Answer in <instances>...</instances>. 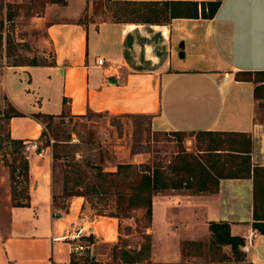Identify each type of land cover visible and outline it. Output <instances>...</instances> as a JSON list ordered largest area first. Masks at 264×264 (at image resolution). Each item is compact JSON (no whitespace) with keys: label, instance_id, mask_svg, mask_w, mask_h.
I'll return each mask as SVG.
<instances>
[{"label":"crops","instance_id":"1","mask_svg":"<svg viewBox=\"0 0 264 264\" xmlns=\"http://www.w3.org/2000/svg\"><path fill=\"white\" fill-rule=\"evenodd\" d=\"M121 1L138 16L82 19L94 0L46 4L38 18L44 20L51 62L9 65L0 73V90L22 113L9 118L10 136L36 145L43 125L31 113L65 111L147 117L154 135L178 131L227 138L212 145L215 150H207L210 145L194 152L197 163L201 160L218 177L217 189L154 193L147 229L150 259L158 264H264V232L257 225L264 223V0H221L213 16L203 13L210 0ZM239 71H252L253 79H237ZM118 147L110 169L118 162L153 160L150 150L135 148L129 139ZM34 152L28 154L29 205H9L7 230L0 229V264H77L65 237L79 227L94 235L88 248L97 241L116 243L119 217L89 218L81 211L82 195L56 216L50 147ZM233 171L238 176H230ZM41 182L48 191L44 186L39 193ZM213 221L228 222L231 234L245 239L240 252L213 240ZM90 259L104 264L110 252L96 250Z\"/></svg>","mask_w":264,"mask_h":264},{"label":"rangeland","instance_id":"2","mask_svg":"<svg viewBox=\"0 0 264 264\" xmlns=\"http://www.w3.org/2000/svg\"><path fill=\"white\" fill-rule=\"evenodd\" d=\"M52 0H20L18 2H10L4 0V8L0 12V73L2 70L14 61L30 62L36 60L39 64L51 62L52 49L51 45L45 39L44 20L38 18L44 12V7ZM92 8L88 9L82 16V19H96L103 18H131L137 17L138 14L129 12L126 3L121 0H94ZM50 15L51 17H56ZM56 14H58L56 12ZM17 78L18 76L15 75ZM2 79V77H1ZM4 80V78H3ZM9 78L7 79L8 85ZM8 100L0 90V109L4 112H12L8 106ZM47 122V121H46ZM149 119L147 117H127L123 115L111 114L108 112H87L84 115H70L66 113L62 117H55L51 123L45 127L47 137H53L54 133L58 134L60 138L68 139L69 143L63 148L61 157L50 160L48 171L52 183L53 195V212L61 215L69 210L71 199L75 195L68 194L64 190L65 174L71 176L68 181L69 188L75 190H83L86 196H83L84 203L81 211L89 216V218L101 217L108 218L111 215L98 214V210H111L114 206L115 200L110 194H97L91 187L90 182L93 178L95 169L93 165H101L104 169L112 170V166L117 159L115 152L119 145L131 141L133 146L137 149L150 150V155L155 164H173L177 156L186 154H194L198 148H207L215 143H220L222 139L227 138H195L193 133L171 131L165 133H158L156 135L149 132ZM8 134V122L6 118L0 120V229L7 230L8 209L12 205L11 187L8 167L4 164L2 154L6 150H11L8 146L9 142L5 139ZM45 138V137H43ZM213 141H209V140ZM170 140V141H169ZM171 140H176L172 143ZM42 140L35 142L25 141L26 151H36L37 144H41ZM218 143V144H219ZM27 145L29 146L27 148ZM67 149V150H66ZM188 153H184L185 151ZM38 152V151H37ZM36 152V153H37ZM181 152V153H180ZM12 154L8 153L10 158ZM188 159H193L187 156ZM196 159V157H195ZM126 158L124 157V159ZM171 160V162H167ZM40 163V162H38ZM176 163L181 166L183 160L180 158ZM81 164L86 170L82 176H77L75 173L76 166ZM41 165V164H39ZM197 160H195V169H199ZM184 169V168H183ZM187 172V169H184ZM75 176V179L73 178ZM44 184V185H43ZM196 185V184H195ZM48 189V185L42 183L39 185V193H42V188ZM30 188V184H29ZM46 189V191H48ZM72 190V189H71ZM45 191V192H46ZM71 192V191H70ZM47 193V192H46ZM22 189H19V196L23 198ZM144 209L139 208L133 211L132 216L119 217L120 219V234L123 236L122 243H129L132 247L138 246L143 242L144 238L141 232L137 229L136 219L143 220ZM26 213H23L25 215ZM32 214V213H31ZM161 216L160 203L158 202V214ZM29 217L25 216V219ZM36 216L32 215L33 221ZM28 221V220H25ZM106 222L103 221L102 224ZM133 222V227L128 225ZM88 224V223H86ZM131 227L132 229H129ZM120 236V235H119ZM119 240V238H118ZM94 240V235L90 240H87L89 245ZM94 247L86 248L81 254H72L78 260L90 256L96 250L110 252L112 257L113 245L103 241H97ZM122 264H133L130 262H123Z\"/></svg>","mask_w":264,"mask_h":264},{"label":"trees","instance_id":"3","mask_svg":"<svg viewBox=\"0 0 264 264\" xmlns=\"http://www.w3.org/2000/svg\"><path fill=\"white\" fill-rule=\"evenodd\" d=\"M56 2L64 3L65 0H52ZM221 0H210L208 2V12H203L205 15L213 16ZM176 2V1H175ZM4 8V0H0V12ZM12 65H39L36 60L30 62L14 61ZM46 64V63H45ZM246 73L247 75H243ZM252 71H239L236 74L237 79H253ZM257 89V88H256ZM255 89V91H256ZM12 112L6 113L0 109V120L6 118L8 122V134L5 138L11 148L6 150L2 154L4 164L8 167L10 187H11V204L14 206L29 205V184H30V163L28 159V153L26 151V144L23 138H13L9 132V118L12 115H21L22 113L16 110L10 103H8ZM66 114L62 111L59 114L44 113V112H32L31 115L40 121L42 125L46 127L57 116L62 117ZM84 115V114H79ZM77 116V115H76ZM47 121V122H46ZM42 128L38 140H42L41 144H37L36 151H40L43 147H50V154L52 159H58L61 157L59 151H63L68 139L60 138L58 134L54 133L53 137H47L46 129ZM45 137V138H43ZM250 140H248V148H250ZM217 147L210 146L207 150H215ZM67 150V149H66ZM185 151V150H184ZM8 153L12 155L8 157ZM181 153V152H180ZM188 153V152H184ZM190 156L191 159H188ZM196 157V159H195ZM183 160V164L178 165L176 160ZM197 155L186 154L183 156H177L173 164H155L153 162H118L116 169L107 170L101 165L95 164L93 168V178L90 182L91 187L97 194H110L115 200L114 206L107 212L103 208L98 210V214H108L115 217H130L133 215V211L139 208L144 209L143 222L140 219H136L137 229L141 232L144 240L138 246L132 247L129 243H122L123 236L120 234L119 240L113 245L112 257L104 264H122L124 262H130L133 264H158L150 259L151 251V234L147 229L151 226L153 221V195L157 191H162L168 188L187 187L195 191V189H217L219 186V179L213 174V172L204 166L200 160L199 169H195V160ZM60 159V158H59ZM171 162V160H170ZM202 164V165H201ZM204 169H202V167ZM85 167L78 164L75 169L77 176H82L85 173ZM189 171L188 175L184 169ZM232 173V172H231ZM230 176H238V172L233 171ZM75 179V176H73ZM73 180L71 176L65 174L64 190L71 195H83L86 196V192L83 190H75L69 188L68 181ZM196 184V185H195ZM19 189H22V195L19 196ZM72 189V190H71ZM52 195V204H53ZM54 206V205H53ZM59 216L58 213H55ZM211 229L213 233V240L220 243H231L233 251L240 252L241 245L245 244V239L242 236L232 235L230 231V224L228 222L220 221L211 222ZM260 230L264 232V223H257ZM129 229H132L129 227ZM87 240L92 238V233L84 237ZM71 261L77 264H91L90 256H86L80 260L74 258L72 255Z\"/></svg>","mask_w":264,"mask_h":264},{"label":"built area","instance_id":"4","mask_svg":"<svg viewBox=\"0 0 264 264\" xmlns=\"http://www.w3.org/2000/svg\"><path fill=\"white\" fill-rule=\"evenodd\" d=\"M98 62L101 63L102 58H99ZM249 233V236L252 237L254 230L250 228ZM87 235H89V232H84L81 227L68 232L65 238L69 241V250L72 254L79 255L89 246L87 244V239L84 238Z\"/></svg>","mask_w":264,"mask_h":264},{"label":"water","instance_id":"5","mask_svg":"<svg viewBox=\"0 0 264 264\" xmlns=\"http://www.w3.org/2000/svg\"><path fill=\"white\" fill-rule=\"evenodd\" d=\"M183 54V53H182Z\"/></svg>","mask_w":264,"mask_h":264}]
</instances>
